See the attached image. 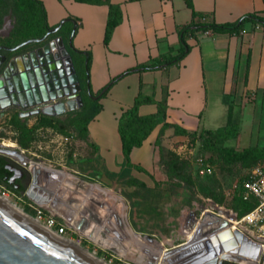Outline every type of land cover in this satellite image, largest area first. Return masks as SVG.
<instances>
[{
    "label": "crops",
    "instance_id": "crops-1",
    "mask_svg": "<svg viewBox=\"0 0 264 264\" xmlns=\"http://www.w3.org/2000/svg\"><path fill=\"white\" fill-rule=\"evenodd\" d=\"M38 1L45 12L48 27L56 26L66 19L71 27V22L74 23L70 44L75 51L83 53V61L76 57L79 67L84 65L86 53L89 55L85 89L92 97L123 71L160 63L164 58L176 56L180 51L178 31L183 27L199 25L202 20L207 24L233 25L241 17L250 14L264 17V0H189V5L185 0H107V4H85L72 0ZM108 5L117 8L120 19L104 41ZM208 32L204 34L201 30H194L184 33L183 42L187 50L176 64L129 73L116 80L98 100L100 110L86 124L85 138L104 171L118 173L120 170L123 158L117 131L118 118L131 109L135 100L139 101L136 106L137 115L152 117L155 122L141 145L132 148L128 155L130 165L146 173L152 168L154 145L161 131L173 130L176 137L183 136L175 135V129L184 130L186 134L213 131L224 125L210 128L206 123L221 121L224 117L226 121L228 106L232 108L231 119L234 120L240 105L243 106L249 100L258 102V99L264 98V27L253 21H244L236 32ZM81 81L84 85V79ZM42 169L45 174L59 175L55 190L61 183L66 187L65 182L71 180L63 171L58 173L44 167ZM138 173L141 172H130L136 179ZM45 181L40 180V185L47 190ZM38 191L26 198L33 206L42 207L45 214L57 219L58 225L70 224L68 218L81 215L84 222L98 228L94 220L80 211L73 210L70 215L64 203L53 195H50L46 203L36 205L34 201L38 199ZM101 193L95 188L89 196L92 199L94 196L102 197ZM87 196L88 193L84 195L85 198ZM104 199L108 200V197L104 195ZM58 203L65 207L66 211L63 210L66 216L56 210ZM90 209L94 219L103 220L102 227L113 211L121 219L117 209L107 210L106 217L97 214V209ZM84 222L80 221V224ZM112 228L115 226L112 225ZM180 231L182 233V229ZM97 233L95 236L104 240L101 232ZM127 236L139 245V250L147 248L149 254L154 253L158 262L182 264L183 259L177 258V254L158 259L159 243L156 244L158 247L155 245L156 248L151 245L149 250L147 243L133 233ZM118 239L124 241L123 236H118ZM109 241L115 244L116 239L110 236ZM174 257L176 260L168 263Z\"/></svg>",
    "mask_w": 264,
    "mask_h": 264
},
{
    "label": "rangeland",
    "instance_id": "rangeland-1",
    "mask_svg": "<svg viewBox=\"0 0 264 264\" xmlns=\"http://www.w3.org/2000/svg\"><path fill=\"white\" fill-rule=\"evenodd\" d=\"M21 9L28 25H31L29 30L40 26L42 20L36 7L25 3ZM12 14V10H9L2 17L8 15L14 22ZM13 43L14 38L0 37V44ZM238 108V115L232 120L235 125L234 136L227 140L215 138L206 131L183 137L174 136L170 129L161 131L154 145L152 168L146 173L137 174L142 187H129L106 175L95 158L93 149L88 145L81 125L71 113L75 110L71 114L67 112L60 116L35 115L23 119L10 112L0 113V144L16 147L28 158L38 160L44 166L70 173L71 180L82 181L87 185V190L92 186L96 191L102 192V197L94 196L88 201L98 210L97 214L105 216L107 210H118L121 221L115 211H111L109 218L103 217L107 220L104 227L109 236L105 235L104 240H99L100 243L84 238L83 234L72 228L66 231L65 238L77 242L81 248L107 264H158L154 253L144 255L139 250V245L127 236L128 233L144 234L159 243L163 249L169 250L182 243L188 235L182 234L179 229L188 212L193 211L197 217L199 211L212 203L235 215L237 213L238 217L236 196L241 183L255 166L264 168V162L259 159L228 163L219 151L222 147L240 150L245 147L264 146V98L258 99V102L249 100ZM224 123L225 117L221 121L206 125L218 128ZM30 182L28 173V182L19 195L0 185V196H6L18 209L36 219V207L25 196ZM61 188L62 183L52 195L59 198L58 201L68 204L60 198ZM104 195L108 200L104 199ZM55 204L56 202L52 206ZM57 205L58 213L65 215V207L59 206V203ZM73 210L79 212V208H72L69 210L70 215ZM47 216L45 214L38 219L39 222L42 224ZM55 221L58 223L57 219ZM110 236L115 237V244L117 249L118 246L121 247V252L114 251V254L108 248ZM118 236H123L124 241L120 242ZM157 257L161 258L160 251L157 252Z\"/></svg>",
    "mask_w": 264,
    "mask_h": 264
},
{
    "label": "water",
    "instance_id": "water-1",
    "mask_svg": "<svg viewBox=\"0 0 264 264\" xmlns=\"http://www.w3.org/2000/svg\"><path fill=\"white\" fill-rule=\"evenodd\" d=\"M65 21L67 19L61 20L56 27L47 30L40 38L5 48L8 55L0 56V112L15 108L22 111L18 114L19 118L35 115L54 117L81 107L80 87L71 57L60 37L50 38V35L54 34ZM71 23L72 28L67 46L70 45V38L75 28L74 23ZM26 46L30 47L24 48ZM85 64L86 61L84 67ZM50 102L54 103L49 104ZM0 156L16 163L30 174L31 182L28 191L33 182L40 180L38 176L42 179L54 176V174L43 173L42 167L61 173V170L51 169L38 160L28 158L16 147L0 144ZM77 182L82 184L80 180ZM84 186L87 188V185ZM47 193V190L43 189L41 194L46 195L38 197L37 201H34L35 204L46 203L50 195ZM25 196L28 197L27 193ZM81 201V199L69 200L68 204L64 203V205L68 209V207L80 206ZM80 213L85 214V208L82 207ZM87 217L94 220L97 227H101V234L103 232L109 236L107 229L102 227L103 220L94 219L90 214ZM81 220L80 216L74 218L70 228L78 232V226L82 225ZM215 224L216 226L208 231H202L203 222L200 223L190 239L179 248L165 252L164 256L182 255V264H202L204 262L215 264L218 260L234 264H264V247L254 245L236 229L232 232L237 242L257 247L256 255L253 257L239 253L220 255L219 249H216L210 240L228 231L229 224L218 218L215 219ZM184 233L186 234L187 231ZM0 264L98 263L58 240L56 235L51 236L26 222L0 203Z\"/></svg>",
    "mask_w": 264,
    "mask_h": 264
},
{
    "label": "trees",
    "instance_id": "trees-1",
    "mask_svg": "<svg viewBox=\"0 0 264 264\" xmlns=\"http://www.w3.org/2000/svg\"><path fill=\"white\" fill-rule=\"evenodd\" d=\"M78 3H85V4H100L105 3L107 4V0H72ZM186 4L189 5V0H185ZM29 3L30 6L36 7L38 9V15L41 17V24L40 26L33 28L32 31L29 30L31 25H28L27 21L24 18L21 6L22 4ZM12 10L14 16V22L12 25V29L8 34V38H14L13 45L7 44L6 46L12 47L18 45L22 42H25L30 39H37L42 37L45 32L53 27H48L46 25V18L45 12L41 3L38 0H0V19L1 17ZM11 12V11H10ZM120 16L117 11V8L112 5H108V13H107V21L105 25V35L104 41L107 37L109 31L119 22ZM244 21H253L260 26L264 27V17H259L253 14L245 15L238 19L237 23L233 25H214V24H207L204 20L201 21L199 25H190L181 28L178 31L179 41H180V51L176 56L164 58L160 63H150L146 65H141L132 69H128L123 71L115 78L111 79L104 87L97 91L95 96L92 97L90 93H88L87 89V72H88V65H89V55L86 53V64L80 65V67L76 64V57H79L81 61H83V57L81 56L83 53L75 51L71 44L67 46V40L70 37L71 33V25L68 21H65L60 28L52 35L50 38L60 37L64 46L71 57V61L74 67V71L76 73L79 87H80V99H81V107L76 109L75 111L71 112L75 115L77 122L81 125L82 130L86 132V124L97 114L100 110V105L97 103L98 100L105 95L109 87L119 78L132 73V72H141L145 70H154L157 68H163L166 66H170L176 64L185 54L187 47L183 42V35L188 31L194 30H201V31H210L212 33H231L236 32L240 25ZM30 46H26L27 48ZM81 79H84L85 84L83 85ZM139 101L135 100L134 104L132 105L131 109L127 112H124L118 118L117 124V131L118 136L121 143V155H122V165L118 173H109L105 171L106 175L116 181H122L129 187H142L143 184L136 178L132 177L130 172L131 170H136L137 172H142L139 168H134L130 165L128 155L132 148H137L141 145L142 141L148 136L150 130L154 126V120L152 117H140L136 113V106L138 105ZM231 112L232 108L230 106L227 107V116L226 121L223 127L218 128L213 131H206L208 134H213L215 138L218 139H230L234 136L233 129L235 125L231 119ZM70 112L67 114H71ZM165 126V124L163 125ZM175 135L179 136H187L189 133L186 134L184 130L175 129ZM219 151L224 155L226 162L228 163H235V162H245L252 159H259L264 162V146L263 147H245L240 150H234L228 147H222ZM7 164V160L5 157L0 156V185L7 188L8 191L18 194L19 192L12 190L8 187L5 183H3L2 178L4 176H9L10 173L5 169V165ZM264 169V168H263ZM23 188L20 189V192ZM236 200L239 206V215L245 214L248 212L254 205L253 200L250 201H242L238 196H236ZM237 215V213H236Z\"/></svg>",
    "mask_w": 264,
    "mask_h": 264
},
{
    "label": "built area",
    "instance_id": "built-area-1",
    "mask_svg": "<svg viewBox=\"0 0 264 264\" xmlns=\"http://www.w3.org/2000/svg\"><path fill=\"white\" fill-rule=\"evenodd\" d=\"M9 27L11 28V25ZM203 33L208 34L209 32L204 31ZM237 196L245 202L253 200V207L240 217H237L235 214L231 213V211L227 209H221L212 203H209L208 206L199 211V216L197 217L193 211L188 212L187 216L182 221L183 223H181L179 227L182 229V234H185L184 231H187L188 233V235L185 237V240L179 245L172 246L169 250L163 249L161 245L159 248H157V250H161L163 255L167 251L179 248L194 235L195 231L200 226V223L203 222L202 231H208V229L216 226V218L226 221L229 224V229L233 228V230H238L241 235H243L254 245L264 247V170L261 166L257 165L249 171L246 179L239 187ZM35 213L37 220L45 215L42 207L40 206L35 209ZM42 224L54 235L61 238H65L64 234L70 228V224L68 223H65L64 225H58L55 221V218L51 215L44 217ZM133 235L137 236L140 240L145 241L149 250H151V245L157 243L156 241L147 238L145 235ZM140 251H142L144 255L149 253L147 248L146 250L143 249ZM164 260L166 262V259ZM157 263L164 264L158 261Z\"/></svg>",
    "mask_w": 264,
    "mask_h": 264
},
{
    "label": "bare ground",
    "instance_id": "bare-ground-1",
    "mask_svg": "<svg viewBox=\"0 0 264 264\" xmlns=\"http://www.w3.org/2000/svg\"><path fill=\"white\" fill-rule=\"evenodd\" d=\"M5 145V144H3ZM33 169H35L33 167ZM42 169V168H41ZM37 170V169H36ZM44 169H42L43 171ZM35 172V170H34ZM41 173V172H40ZM57 176H59L58 174H55L53 177H50L49 179H46L45 182H47V185L44 183V186H46L47 188V194H50L52 195V191H54L56 189V182H57ZM40 180H43L41 178V176H38ZM38 180V179H37ZM40 180L39 181H36V182H33L32 186L29 188V193L33 196V194H35L34 191L36 190H39L38 191V197H41V196H45L44 194H41V192L43 191V187L40 185ZM82 190H79L77 191V193H79L80 196H77V194L74 195V199L77 200V199H81V204L80 206H75V207H68L67 210H71L72 208L73 209H78L79 208V211L81 210V208H85V216L87 217L88 214L92 215L91 213V207L92 205L89 204V199H92V197L89 196L90 192L92 191H95V187H90L89 189V192L87 191V188L82 185ZM82 191V192H81ZM88 193V196L85 198L84 195H87ZM50 195H48L50 197ZM37 197V198H38ZM50 202V201H49ZM0 203L2 205H4L6 208H8L9 210H11L13 213H15L16 215H18L20 218H22L23 220H25L26 222L30 223L31 225L39 228L40 230L46 232L47 234L51 235V236H54V234L46 227H44L37 219H33L31 218L30 216L26 215L22 210L18 209L15 205H13L9 200L8 198H6V196H3L1 197L0 196ZM66 211V209H65ZM88 213V214H87ZM84 214V213H83ZM81 216V215H79ZM81 221L84 222L83 220V217H81ZM68 220L70 222H73L74 218H68ZM70 226H71V223H70ZM87 226V228H86ZM93 224L92 223H86L84 222L83 225L78 226L79 230L78 232L83 234L85 237L89 238L90 240H94L95 239V242L96 243H100V239L97 238L95 235L96 232L100 231L101 232V227L99 228H95V227H92ZM97 226V225H96ZM104 227V226H103ZM105 227H106V224H105ZM233 228H230L228 231L222 233V234H219L217 237H212L211 240H210V243L216 248V249H219L220 251V255L225 253V254H240V255H244V256H247V257H253L256 255L257 251H258V248L257 247H254V246H250V245H244L243 244H239L237 242V239L235 238V235H233V232H232ZM102 235L105 236L106 234L102 232ZM82 236V235H81ZM57 239L62 241L63 243L71 246L72 248L78 250L79 252H81L82 254H84L85 256H87L88 258H90L91 260H93L94 262L98 263V264H107L105 263L103 260L97 258L94 254L92 253H89L87 252L86 250H84L83 248L80 247V245L77 243V242H74L73 240L71 239H68V238H61V237H58L57 236ZM157 243H154L153 245H156ZM158 247V245H156ZM108 248L112 249V250H115L117 252H121L122 250L121 249H117V245L116 244H110V246H108ZM119 248V247H118ZM161 252V250H160ZM161 257H165L164 255L161 254ZM182 255H179L177 258H181ZM160 259V258H159ZM175 257L173 259H170L168 263H172L173 261H175Z\"/></svg>",
    "mask_w": 264,
    "mask_h": 264
},
{
    "label": "flooded vegetation",
    "instance_id": "flooded-vegetation-1",
    "mask_svg": "<svg viewBox=\"0 0 264 264\" xmlns=\"http://www.w3.org/2000/svg\"><path fill=\"white\" fill-rule=\"evenodd\" d=\"M7 16H5V18L2 17L0 20L1 21L0 22V37H7L9 32L11 31V30H9L10 29L9 26L11 25V22L13 23V21L10 20V18ZM11 29H12V25H11ZM5 48H9V47L6 45L0 44V56H7L8 55V52L5 51ZM51 103H54V102H50L49 104H51ZM3 112L13 113L17 117H18V114L22 113L21 110H18L15 108H9L7 110L1 111L0 113H3ZM21 119H23V118H21ZM6 160H7V164L5 165V169L10 173V175L4 176L2 178V181L8 187H10L12 190L17 191V192H19V194H21L24 190V185L28 182V173L24 168L20 167L16 163L10 161L7 158H6ZM64 185L67 188L66 187L62 188V190L60 192V193H62L60 195V198L66 202H68L69 200L70 201L74 200V195L77 193H75V194H73V193L77 192L79 190H82V188H83L82 185L79 184L76 179H72L70 182H65ZM21 188H23V190L20 192ZM67 194H69V195H67ZM27 196H32L29 193V191L27 192ZM202 264H205V262ZM215 264H234V263L224 261V260H218Z\"/></svg>",
    "mask_w": 264,
    "mask_h": 264
}]
</instances>
